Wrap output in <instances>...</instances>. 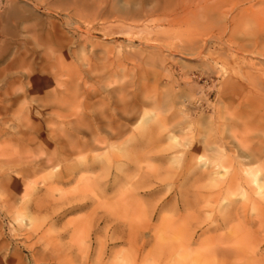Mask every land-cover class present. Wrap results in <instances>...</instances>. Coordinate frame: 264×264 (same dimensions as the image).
I'll return each mask as SVG.
<instances>
[{
    "label": "rangeland",
    "instance_id": "1",
    "mask_svg": "<svg viewBox=\"0 0 264 264\" xmlns=\"http://www.w3.org/2000/svg\"><path fill=\"white\" fill-rule=\"evenodd\" d=\"M16 49L0 264H264V0H0Z\"/></svg>",
    "mask_w": 264,
    "mask_h": 264
},
{
    "label": "bare ground",
    "instance_id": "2",
    "mask_svg": "<svg viewBox=\"0 0 264 264\" xmlns=\"http://www.w3.org/2000/svg\"><path fill=\"white\" fill-rule=\"evenodd\" d=\"M156 9V8H155ZM146 12V11H145ZM138 14H141L142 13V10H139V12H137ZM145 14V13H144ZM223 16V15H222ZM222 18V17H221ZM106 19V18H105ZM102 20V19H101ZM102 21H104V20H102ZM227 25V24H226ZM227 28V27H226ZM123 34H124V32H123ZM116 35H118V34H116ZM120 35H122V34H120ZM119 35V36H120ZM115 38H120V37H116L115 36ZM150 38V37H149ZM149 38L148 39H146L145 38V40H143V42H144V45L145 46H150L151 47V50H153V51H155V52H158L157 51V47L156 46H158V45H153V41H150L149 40ZM143 39V38H142ZM157 42V41H156ZM186 42V41H185ZM204 42H205V40H204ZM142 43V42H141ZM155 43V42H154ZM187 43V42H186ZM185 43V44H186ZM256 44L257 43H255V46H256ZM180 45V47L181 48H185V47H183V45L181 46V44H179ZM192 45V44H191ZM215 45V44H214ZM188 46V45H187ZM193 46V45H192ZM210 46V45H209ZM209 46H208V48H209ZM207 47V46H206ZM212 47H213V45H212ZM225 47V46H224ZM242 47V46H241ZM219 48V47H218ZM222 48H223V45H222ZM228 48V47H227ZM211 49V48H210ZM224 49V48H223ZM229 49V48H228ZM184 50V49H183ZM208 50V49H207ZM221 50V49H220ZM225 50V49H224ZM214 51V50H213ZM218 51V50H217ZM227 51V50H226ZM229 51V50H228ZM154 52V53H155ZM197 52H199V51H197ZM230 52H232V51H230ZM234 52V51H233ZM153 53V52H152ZM223 53V52H222ZM228 53V52H227ZM227 53H225V54H227ZM228 54H230V53H228ZM188 55H190V56H195L196 54L195 53H193V54H188ZM212 55H213V53H212ZM221 55V54H220ZM243 55V54H242ZM210 56V55H209ZM263 56V55H262ZM197 57V56H196ZM212 57H214V56H212ZM217 57V56H216ZM9 58H10V56H9ZM27 58H28V56H26V54H25V52H21L19 49H16V51L13 53V54H11V59H10V61H9V63H4L5 65L3 66V68H1V71H0V83H4L5 84V86H7V88L8 89H6L5 90V92H4V96L3 97H5V99L6 100H8L9 102H10V96H12V95H14L13 93H14V89H13V87L17 84V82L15 81L16 80V76H21V77H24V78H26L27 77V79H28V75L26 76V74H23L21 71H20V69H22L23 68V66L26 64V62H28V60H27ZM209 58V57H208ZM229 58H231V59H236V56L234 55V54H230V56H229ZM212 59V58H211ZM247 60V59H246ZM237 61V60H236ZM8 62V61H7ZM227 62V61H226ZM233 63H234V61H233ZM248 63H249V61H248ZM227 64H228V62H227ZM238 64V63H237ZM257 64V63H256ZM229 65H231V64H229ZM239 65V64H238ZM241 65H243V63L241 64ZM251 65H253V64H250V66ZM226 66H228V65H226ZM232 66V65H231ZM244 66V65H243ZM249 66V67H250ZM230 67V66H229ZM229 67H227V68H229ZM237 67H239V66H237ZM236 67V68H237ZM245 67V66H244ZM230 69H232V67L230 68ZM235 69V68H234ZM238 69V68H237ZM240 69V68H239ZM233 70V69H232ZM241 70V69H240ZM257 71V74L258 75H260L261 77H262V79H263V81H264V70L263 69H261V68H259L258 70H256ZM231 73L230 74H232V71H230ZM238 72H240V71H238ZM243 72H245V71H243ZM251 72V71H250ZM255 72V71H254ZM234 73H236V70H234ZM229 74V75H230ZM236 74H238V73H236ZM240 74L241 73H239L238 75L240 76ZM252 74H254V73H252ZM233 76H235V75H233ZM239 76H237V80H238V77ZM252 76V75H251ZM260 77V78H261ZM239 79H240V77H239ZM241 80H243L242 78H241ZM258 80H260V79H258ZM48 81V77L45 75L44 77H41V79H40V83H45V82H47ZM255 81V80H254ZM239 82V81H238ZM241 82V81H240ZM253 83V82H252ZM251 83V84H252ZM264 83V82H263ZM262 83V84H263ZM257 84H258V82H257ZM259 84H260V82H259ZM261 84V85H262ZM254 86V85H253ZM255 86H257L256 85V83H255ZM260 87V86H259ZM254 88V87H253ZM262 88V87H261ZM255 89V88H254ZM264 89V88H263ZM252 90V89H251ZM259 90V89H258ZM252 92H254V91H252ZM26 93H29V91H27V90H21V95H25ZM259 95V94H258ZM29 96V95H28ZM25 97V96H24ZM15 99H17L16 97H15ZM46 99V98H45ZM13 100V99H12ZM11 100V101H12ZM9 104V103H8ZM41 107H44L43 105H40ZM10 107V106H9ZM86 108V107H85ZM78 121H79V119H78ZM98 124V123H97ZM85 125V124H84ZM83 125V126H84ZM85 129H86V127H84ZM17 129V128H16ZM15 133V132H14ZM5 135V134H4ZM7 135V134H6ZM9 135V134H8ZM19 135V140L21 141L22 140V136H21V134H18ZM30 136V135H29ZM28 136V137H29ZM32 136V135H31ZM30 138V137H29ZM20 141H18V143L20 142ZM9 142H11V141H9ZM15 143H16V141H14ZM33 143V142H32ZM19 145V144H18ZM247 157L250 159V160H253L256 156L254 155V154H247ZM259 157V156H258ZM262 157L260 156L258 159H261ZM263 160H264V158H263ZM261 185V184H260ZM258 188H260V187H258ZM24 196V195H23ZM23 198V197H22ZM24 199V198H23ZM5 255V254H4Z\"/></svg>",
    "mask_w": 264,
    "mask_h": 264
}]
</instances>
